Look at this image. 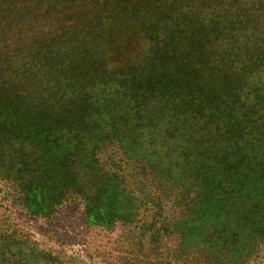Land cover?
<instances>
[{"label": "trees", "instance_id": "1", "mask_svg": "<svg viewBox=\"0 0 264 264\" xmlns=\"http://www.w3.org/2000/svg\"><path fill=\"white\" fill-rule=\"evenodd\" d=\"M49 1L57 28L38 34L19 17L27 3H0V148L64 144L66 162L87 142L141 146L144 159L162 146L184 163L188 188L205 198L217 189L246 223L241 210L264 203V0ZM125 23L148 48L136 66L114 69L111 32ZM34 109L39 123L27 118ZM252 221L238 238L264 232Z\"/></svg>", "mask_w": 264, "mask_h": 264}, {"label": "rangeland", "instance_id": "2", "mask_svg": "<svg viewBox=\"0 0 264 264\" xmlns=\"http://www.w3.org/2000/svg\"><path fill=\"white\" fill-rule=\"evenodd\" d=\"M13 1L30 7L16 14L32 34L57 28L49 0ZM111 33L118 39L110 50L114 69L136 66L148 48L139 28L125 23ZM28 112L34 123L44 115ZM42 143L16 140L0 148L13 153L0 157V264H264V232L237 236L253 219L254 227L264 223V203L243 208L250 219L240 225L235 200L224 206L217 189L205 198L188 188L184 163L169 162L166 148L153 147L144 159L141 146L87 142L62 162L71 148Z\"/></svg>", "mask_w": 264, "mask_h": 264}]
</instances>
